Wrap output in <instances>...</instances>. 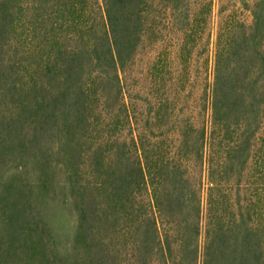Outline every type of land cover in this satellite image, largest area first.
Instances as JSON below:
<instances>
[{"label": "rangeland", "instance_id": "rangeland-1", "mask_svg": "<svg viewBox=\"0 0 264 264\" xmlns=\"http://www.w3.org/2000/svg\"><path fill=\"white\" fill-rule=\"evenodd\" d=\"M80 1L87 2L88 7L85 22L77 28L71 25L69 14L60 17L59 9L66 1L22 0L21 9L13 14L19 26L6 39H0V69L9 70L6 81L12 85L11 91L7 88L4 95L0 94V264H100L91 255L97 251L102 255L106 235L100 216L104 201L102 153L108 159L117 149L129 156L130 165L143 167L149 184L151 180L162 182L160 193L169 186L164 183L165 175L158 178L155 165L168 162L184 171L201 205L200 253L207 243L208 227L218 219L228 222L243 214L241 224L249 222L264 232V117L250 149L235 154L225 170L227 151L238 138L240 144L244 138L233 129L224 134L212 123L211 112L218 49L226 46L240 26L252 25V11L259 0H181L177 11L161 0H149L141 43L121 74L129 118L123 110L113 111L116 116L102 117V110H94L93 104L92 110L89 107L85 112L87 123L78 119L70 136L74 141L71 183L85 189L98 207V215L91 213L96 232L90 243L93 249L84 250V242L74 245L77 214L67 192L68 183L58 174L59 183L50 184L42 198L36 189L34 168L28 178L21 153L26 137L34 135L35 124L20 112L26 88L31 91L40 83L39 31L56 23L67 37L61 36L57 45L69 50L78 47L79 51L88 41L90 27L101 28L100 0ZM36 20L44 25L36 24ZM29 26L32 33L27 30ZM42 137L51 143L57 136L51 131ZM25 184L30 185L29 191H35L30 208L24 206L23 194L15 192ZM143 199L145 193L136 196V214L143 211ZM182 214L178 210L179 221ZM114 228L117 232L118 227ZM136 230L131 235L121 231L118 236L119 231L117 237L114 232L115 238L105 240L113 245L108 247L111 256L107 264L149 263L140 243L145 227ZM238 230H243V225Z\"/></svg>", "mask_w": 264, "mask_h": 264}, {"label": "trees", "instance_id": "trees-1", "mask_svg": "<svg viewBox=\"0 0 264 264\" xmlns=\"http://www.w3.org/2000/svg\"><path fill=\"white\" fill-rule=\"evenodd\" d=\"M20 1L0 0V39H6L19 26L13 14L21 9ZM61 1H66V5L59 9L60 17L69 14L71 25L78 28L86 20L87 2ZM161 1L177 11L181 0ZM98 7L101 28L90 27L88 41L79 51L78 47L69 50L57 45L61 36L64 39L67 37L60 33L61 26L56 27V23L48 24L43 31H39L40 83L31 91L26 88V100L21 101L20 112L35 124L34 135L26 137L21 153L22 160L26 161L24 168L28 178L34 168L36 189L43 198L49 191L48 186L55 184L58 174L63 175L77 214L74 245L84 242V250L93 249L90 243L94 241L96 232L91 226V213L98 215V207L87 196L85 189L71 183L73 169L70 160L74 141L70 136L78 119L82 124L87 123L85 112L89 111V107L92 110L93 104L94 110H102V117L116 116L113 111L123 110L129 118L123 101L121 74L133 60L141 43L149 0H100ZM10 17L12 19H8ZM252 18L250 27L240 26L226 46L218 49L215 62L211 89L212 123L220 127L224 134L228 135L233 129L234 133L241 132L244 138L242 144L238 138L227 151L225 170L230 168L235 154L250 149L264 117V0L255 4ZM35 22L44 25L38 20ZM31 29L29 26V33H32ZM7 70L0 69L1 95L7 88L11 91L12 85L6 81ZM29 84L30 81L26 83ZM51 131L57 137L54 142L48 143L51 139L42 136ZM38 138L43 141L38 142ZM201 139L204 140V131L201 132ZM50 144L53 146L50 147ZM121 148L124 151L126 146ZM117 151L108 159L102 153L104 201L100 216L106 235L102 239V255L97 251V254L91 255L92 260L107 264V257L111 256L108 247L113 245L105 240L115 238L114 232L116 237L119 231L118 236L121 231L131 235L132 232L137 233L136 227H145L140 243L144 244L143 257L149 263L144 264H264V232L249 222L241 224L243 214L239 219L234 217L228 222L218 219L211 224L206 232L207 243L203 253H200L201 205L196 189L185 177L184 171L168 162L155 165L156 175L158 178L165 175L164 183L169 186V190L160 193L162 182L151 180L149 184L143 167L130 165L129 156ZM246 157L249 155L245 156V160ZM26 185L15 192L23 194L24 206L30 208L35 191H29L30 185ZM143 193L145 199L140 203L143 211L136 214L134 202L136 196H143ZM178 210L183 213L180 215L181 222ZM240 224L243 230H238ZM115 226L118 227L117 232Z\"/></svg>", "mask_w": 264, "mask_h": 264}]
</instances>
